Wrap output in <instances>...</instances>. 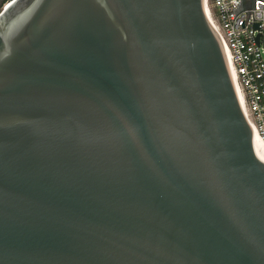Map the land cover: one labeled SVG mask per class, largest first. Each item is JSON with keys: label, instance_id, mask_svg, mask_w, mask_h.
I'll return each instance as SVG.
<instances>
[{"label": "water", "instance_id": "obj_1", "mask_svg": "<svg viewBox=\"0 0 264 264\" xmlns=\"http://www.w3.org/2000/svg\"><path fill=\"white\" fill-rule=\"evenodd\" d=\"M0 264H264V155L204 0H9Z\"/></svg>", "mask_w": 264, "mask_h": 264}, {"label": "built area", "instance_id": "obj_2", "mask_svg": "<svg viewBox=\"0 0 264 264\" xmlns=\"http://www.w3.org/2000/svg\"><path fill=\"white\" fill-rule=\"evenodd\" d=\"M9 2L3 3V8ZM264 147V0H204Z\"/></svg>", "mask_w": 264, "mask_h": 264}, {"label": "bare ground", "instance_id": "obj_3", "mask_svg": "<svg viewBox=\"0 0 264 264\" xmlns=\"http://www.w3.org/2000/svg\"><path fill=\"white\" fill-rule=\"evenodd\" d=\"M251 131H252V137L254 138L255 142L257 143L259 149L261 150L262 154L264 155V147L262 142L260 141L257 133L255 132V130L251 127Z\"/></svg>", "mask_w": 264, "mask_h": 264}, {"label": "flooded vegetation", "instance_id": "obj_4", "mask_svg": "<svg viewBox=\"0 0 264 264\" xmlns=\"http://www.w3.org/2000/svg\"><path fill=\"white\" fill-rule=\"evenodd\" d=\"M6 0H0V12L3 10V3L5 2Z\"/></svg>", "mask_w": 264, "mask_h": 264}]
</instances>
